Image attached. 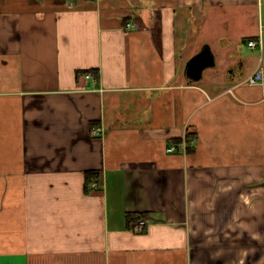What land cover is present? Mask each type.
Masks as SVG:
<instances>
[{"label": "crops", "instance_id": "crops-1", "mask_svg": "<svg viewBox=\"0 0 264 264\" xmlns=\"http://www.w3.org/2000/svg\"><path fill=\"white\" fill-rule=\"evenodd\" d=\"M260 70L264 0H0V264H264Z\"/></svg>", "mask_w": 264, "mask_h": 264}, {"label": "water", "instance_id": "water-1", "mask_svg": "<svg viewBox=\"0 0 264 264\" xmlns=\"http://www.w3.org/2000/svg\"><path fill=\"white\" fill-rule=\"evenodd\" d=\"M215 61V57L210 47L205 46L201 49L199 54L188 61L186 66V75L192 81H199L206 69L212 68L216 65Z\"/></svg>", "mask_w": 264, "mask_h": 264}, {"label": "built area", "instance_id": "built-area-1", "mask_svg": "<svg viewBox=\"0 0 264 264\" xmlns=\"http://www.w3.org/2000/svg\"><path fill=\"white\" fill-rule=\"evenodd\" d=\"M134 26H130L128 25L127 26V29H130V28H133ZM248 46L251 48V49H255L256 47H263V42H262V39L259 38V39H253V40H250L248 42ZM246 82L249 84V85H257L258 84H261L264 82V73L262 70L254 73L253 75H251L249 78H247ZM99 131V129L96 131V133ZM94 186H97V184H94ZM147 226V222L146 220H140V222H137L132 229H134V231H138V232H141L145 227Z\"/></svg>", "mask_w": 264, "mask_h": 264}, {"label": "rangeland", "instance_id": "rangeland-1", "mask_svg": "<svg viewBox=\"0 0 264 264\" xmlns=\"http://www.w3.org/2000/svg\"><path fill=\"white\" fill-rule=\"evenodd\" d=\"M223 22L225 23V25L227 26H231L235 31H238V28H236V26H235V24H237V22L234 20V19H229V18H227V16H225V18H224V20H223ZM229 63H225V64H222V66L224 67V68H226V66L228 65ZM219 65H221L220 63H219ZM216 68H217V66H215V67H212V68H208L206 71H205V76H206V74H208L209 72H212V73H215L216 72ZM218 73H224V70H220V72H218ZM218 73H216V74H218ZM207 79V78H206ZM202 80H204L203 78L200 80V81H202ZM197 82H199V81H197ZM220 85V84H219Z\"/></svg>", "mask_w": 264, "mask_h": 264}, {"label": "trees", "instance_id": "trees-1", "mask_svg": "<svg viewBox=\"0 0 264 264\" xmlns=\"http://www.w3.org/2000/svg\"><path fill=\"white\" fill-rule=\"evenodd\" d=\"M186 139H187V141L191 139L190 136H189V134L187 135V138Z\"/></svg>", "mask_w": 264, "mask_h": 264}]
</instances>
